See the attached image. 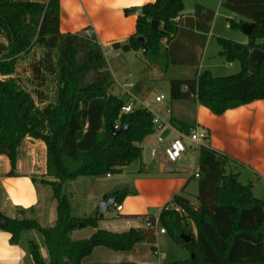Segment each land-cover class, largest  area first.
I'll use <instances>...</instances> for the list:
<instances>
[{
	"label": "trees",
	"instance_id": "obj_1",
	"mask_svg": "<svg viewBox=\"0 0 264 264\" xmlns=\"http://www.w3.org/2000/svg\"><path fill=\"white\" fill-rule=\"evenodd\" d=\"M228 11L239 16L230 19L228 27L239 29L242 23L253 24L246 43L217 37L218 55L226 62L237 61L235 74L214 76L209 70L191 77L169 80V100L186 101L208 108L220 115L226 110L264 99V58L255 73L248 71V55L254 48L264 51V0H221ZM183 0H155L141 7L136 18L135 33L113 48L122 52L141 51L145 59L165 73L171 63L168 49L162 45L177 32L176 18L183 11ZM201 6H195V14ZM213 16L208 12V19ZM159 22L156 30L151 21ZM59 0L44 3L0 0V154L8 157L11 167L26 137L45 146V175L40 182L51 189L56 202V218L52 226H43L35 217L24 216L34 207L17 208L18 218L6 217L0 230L7 232L11 244H17L24 232L35 231L43 241L47 258L38 245L28 240L26 251L33 264H135L96 262L91 255L96 248L111 252H131L137 244H153L152 227L130 228L124 232L97 229L90 237L72 240L70 235L80 228H96L102 213L95 210L85 217L71 214L69 198L63 193L66 181L79 177L115 174L123 166L141 161L140 143L153 133L152 115L145 109L121 113L127 102L124 95L109 93L114 80L101 46L81 33L62 34L58 28ZM144 38L140 46L137 37ZM42 55L31 59V82L27 90L18 78L16 64L34 47ZM91 76V78H89ZM48 78L55 83L52 100L43 91ZM136 91V87L134 88ZM172 127L189 134L194 122L169 117ZM118 126L117 133L111 130ZM226 155L201 147L198 151L197 205L182 194L160 210L157 218L144 216L151 223L157 220L175 245L187 249L190 257L164 264H264L263 201L252 193L251 183H241L233 172H226ZM36 183V180L33 179ZM129 186L113 189L104 199L113 197L119 205L133 194ZM190 220L195 235L183 223ZM192 237L185 242L180 235Z\"/></svg>",
	"mask_w": 264,
	"mask_h": 264
},
{
	"label": "crops",
	"instance_id": "obj_2",
	"mask_svg": "<svg viewBox=\"0 0 264 264\" xmlns=\"http://www.w3.org/2000/svg\"><path fill=\"white\" fill-rule=\"evenodd\" d=\"M17 1L44 3L47 0ZM154 1L59 0L58 28L62 34H83L86 28H92L95 40L101 46L106 57L108 69V55L112 53L114 58L119 57L116 62L117 71H110L114 81L132 82L134 88L136 87V91L134 88L133 91L140 98L138 91L144 67L154 64L149 63L141 51L122 52L120 49L113 48L112 45L115 42H126L135 33L136 18L140 13H137L134 9L140 8L141 12L143 5ZM219 1L221 3V0ZM196 5L201 6L198 14H195ZM208 12L213 13L210 20L208 19ZM214 17L215 12L206 0L195 2L192 13L185 14L182 11L176 18L177 32L174 37L167 43L162 40L164 42L163 46L168 49L172 61L171 66L185 68L181 71L183 78L191 77L195 72L203 70H209L214 76H225L223 73H229L228 70H232L231 73L240 70L237 61L226 62L218 55L220 49L216 53L221 58L222 63L214 61L204 63L203 55L210 45L212 37H221L220 34L214 32ZM226 28L229 29L228 24H226ZM0 40V42L5 43L1 37ZM178 41H180L179 48L174 50L173 47ZM233 41L246 43L248 36L245 35V40ZM263 41L257 40L259 43ZM131 51L136 55L134 60L124 57ZM138 54H140V58H138ZM2 77L0 76V79ZM151 107L155 113L160 114L162 117H164L162 113H166L167 120L170 116L179 118L176 114L181 112L183 117L179 119L194 122L195 125L205 128L209 135L208 147L226 155L228 158L225 171L235 173L241 183H251L253 195L262 199L264 207V99L226 110L220 115L213 114L208 108L191 100L174 102L168 100V104L160 102ZM153 142L154 136L148 135L139 145L142 147ZM35 151L36 155L45 164V146L43 142L31 137H26L23 140L13 168L8 157L0 154V208L3 209V214L6 217H11V211H15L17 208H36L40 202L39 188L33 180L34 176H32L37 172L33 171L35 167L37 168L34 163L37 159ZM190 156L194 157L195 165L186 164ZM197 157L198 153L195 154L194 151L186 153L178 162L174 173H165L161 165L143 163L142 160L136 162L138 165L136 164V167L130 170H127V167L135 162L121 167L119 172L114 175L120 176V181L129 178L127 181H122V183L133 189L134 193L124 197L121 204H119L120 210H118L117 216L101 212L102 218L98 221L96 228L77 229L71 233V239H86L97 229L120 233L130 228H146L143 217L151 215L157 218L162 207L169 204L176 194L189 197L193 205L196 206L197 201L194 200V196L197 193L191 194L190 191L196 189L192 179L197 178L191 174L197 168ZM40 170V173L44 174L45 166ZM112 175L108 174L105 177L109 178ZM110 191L112 190H107L104 194ZM84 198L89 199L90 195L86 194ZM55 218L56 213L53 211L49 226L54 224ZM191 224V221L187 220V223H183V226L195 235V230L191 228ZM120 227H122V230H120ZM9 237L10 235L7 232L0 230V264H33L25 248L26 242L33 239L22 236L17 244H11ZM155 237L156 240L153 244H137L131 252L126 253L125 258H121L135 264H150L153 255L157 253L156 231ZM40 252L42 257L46 259L45 248H40ZM111 256V251L96 248L90 258L96 262H107L106 259L111 258ZM161 258L163 260L165 257L161 255ZM162 260H159L158 264H164L165 262Z\"/></svg>",
	"mask_w": 264,
	"mask_h": 264
},
{
	"label": "rangeland",
	"instance_id": "obj_3",
	"mask_svg": "<svg viewBox=\"0 0 264 264\" xmlns=\"http://www.w3.org/2000/svg\"><path fill=\"white\" fill-rule=\"evenodd\" d=\"M198 1L200 2L205 0H183V4H184L183 13L185 14L189 12L192 13L194 4L195 2ZM206 1L209 3L213 11L215 12V17H214L215 34H220L219 36L231 40H239V39L245 40V34H243L241 30L226 28V24H229L230 19L234 18L236 21H238L239 17L234 13L225 9L223 6H221L219 0H206ZM180 41L176 42V44L173 47L174 50L179 48ZM163 43L164 42L162 41V45ZM219 49L220 47L216 43V37H212L211 43L203 55V60L205 62L204 61L202 62H204L205 64L207 62H212V61L217 63H222L220 60L221 58H219V56H217L216 53L218 52ZM42 52L43 49L41 47L36 46L32 49L29 55L19 59L16 64V71L18 73L17 74L18 78L20 79V82L27 90H31L35 87L34 83L31 82V72L29 68V63L31 59L40 57L42 55ZM108 57L107 60H109V69H110L109 71L112 72L117 71L116 62L118 61L119 57L114 58V56H112V53H110ZM124 57L129 60L136 59V55H134L133 51L129 52L127 55H124ZM140 57H141L140 54H138V58ZM183 70H185L184 67H178L174 65L171 66L170 63L165 73H163L156 65L145 66L141 77L140 89L138 91V93L140 94V99L145 100L147 104H150L151 106L154 107V105L156 104L155 102H153L155 95L162 94L164 96L163 103L168 104L169 80L173 78H183V75L181 74V71ZM238 71L239 69L237 71H234V73H231L233 71L228 70L227 72L229 73L225 72L223 74L225 75L235 74ZM3 78L5 77L3 76L1 79ZM89 78H91V76ZM55 90H56L55 83L48 78V80H46V82L44 83V88H43L47 101L53 99ZM109 93L113 95H118V94L120 95L121 89H119L118 85L115 82H113L111 88L109 89ZM162 115L164 116V119H166L167 116L166 113L164 114L163 112ZM176 115H178L179 118L183 117L181 112L180 114L177 113ZM36 154L37 153L35 151V157H37V159L35 160L34 163L35 165H37V168L35 167L33 171H37V172H35L32 176H34V179L36 180V184L38 185L39 188L40 202L36 208L34 207V212L26 213L24 216L35 217L40 222L41 225L47 227L51 224L50 219L52 217V212L55 211L56 202L52 198L50 187L40 182L41 178L48 180L51 178L46 176L45 173L44 174L40 173L41 171L40 169H43L45 164L42 162L41 158L38 157ZM136 164L138 165V163L136 162L133 163L131 166L127 167V170L136 167ZM186 164L195 165L194 157L190 156ZM120 180H121L120 176L113 174L109 178H106L105 176H100L97 178L79 177L75 180L66 181L63 184L62 191L70 200L71 214L75 217H85L86 215L92 214L95 210H99V202L104 200V196H105L104 193L107 190L119 189L124 186H128L122 183V181H127L129 180V178L127 180L126 179H123L122 181ZM192 180H193V184L195 183L196 185V189L190 192L191 194L193 193L196 194L198 181L197 179H192ZM86 194L90 195L89 199L84 198ZM188 196L193 197L192 195H188ZM0 211L4 213L3 209L1 208ZM106 213L112 216L118 215V211L115 209V206H111L106 211ZM11 214H12L11 216L12 218L13 217L18 218L22 216V215H18L16 211H11ZM121 228L122 227H120V230H122ZM159 228L160 227H157L156 229L157 253L156 255H153L151 259L152 262H150V264H158L159 260H162L161 255L165 257L162 260L165 263L185 260L189 258L190 253L187 251V249L175 245V243L167 233L164 234L159 233ZM191 228L195 230V226L193 223L191 224ZM22 236L33 239L30 241H34L38 245L39 249L45 248L41 236L35 231L24 232ZM125 255L126 253L124 252H115V253L112 252L111 258L108 257L106 260H108L107 262H116V261L125 260L121 258V257L125 258Z\"/></svg>",
	"mask_w": 264,
	"mask_h": 264
},
{
	"label": "built area",
	"instance_id": "obj_4",
	"mask_svg": "<svg viewBox=\"0 0 264 264\" xmlns=\"http://www.w3.org/2000/svg\"><path fill=\"white\" fill-rule=\"evenodd\" d=\"M83 36L89 39L94 37L92 28H86L83 31ZM114 82L122 90L120 95L127 97V102L121 107V113H129L134 109L140 108L145 109L152 115L153 133L150 135L154 136V142L141 147V160L143 163H157L163 167L165 173H174L178 162L186 153L194 151L196 154L201 147H208L209 135L205 128L195 125L189 134L178 131L171 126L169 120L155 113L150 104H147L145 100L140 99L134 93V84L132 82L121 83L116 80ZM163 100L164 96L162 94L154 97L155 103L163 102ZM113 128L117 129L118 126H114ZM191 175L198 178L197 168L194 169ZM115 209L117 211L120 210V206L115 205ZM145 225L152 227L155 231L159 227L156 219L151 223L146 218ZM159 232L165 233V230L160 227Z\"/></svg>",
	"mask_w": 264,
	"mask_h": 264
},
{
	"label": "water",
	"instance_id": "obj_5",
	"mask_svg": "<svg viewBox=\"0 0 264 264\" xmlns=\"http://www.w3.org/2000/svg\"><path fill=\"white\" fill-rule=\"evenodd\" d=\"M137 13H140V8H135L134 9ZM159 22L157 20H152L150 29L152 31L156 30L158 27ZM253 24L250 22H245L242 23L240 30L242 33H244L246 36H248L252 30ZM137 43L140 46L144 45V38L139 36L136 39ZM264 58V51L258 48H254L250 51L248 55V71L250 74L255 73L257 70L258 66L260 65L262 59ZM112 134L115 135L117 133V129H112L111 130ZM115 199L113 197H109L107 199H104L99 202V211L100 212H106L113 204H114ZM6 221V216L0 211V223H4ZM180 237L185 241L189 242L192 237L186 234H181Z\"/></svg>",
	"mask_w": 264,
	"mask_h": 264
}]
</instances>
